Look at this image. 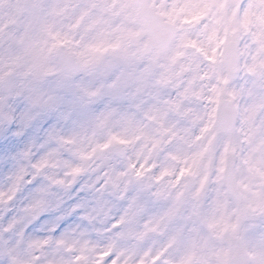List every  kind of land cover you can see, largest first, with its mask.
Instances as JSON below:
<instances>
[{
  "label": "clouds",
  "instance_id": "obj_1",
  "mask_svg": "<svg viewBox=\"0 0 264 264\" xmlns=\"http://www.w3.org/2000/svg\"><path fill=\"white\" fill-rule=\"evenodd\" d=\"M0 264H264V0H0Z\"/></svg>",
  "mask_w": 264,
  "mask_h": 264
}]
</instances>
